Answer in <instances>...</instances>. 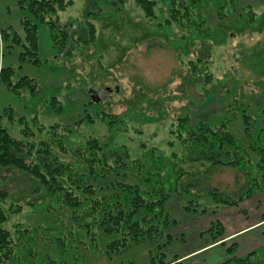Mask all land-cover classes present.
I'll list each match as a JSON object with an SVG mask.
<instances>
[{
    "label": "rangeland",
    "instance_id": "374dc122",
    "mask_svg": "<svg viewBox=\"0 0 264 264\" xmlns=\"http://www.w3.org/2000/svg\"><path fill=\"white\" fill-rule=\"evenodd\" d=\"M65 1L72 4L58 13V20L75 38L59 53L49 24L37 21L16 0H0V73L11 68L14 83L28 77L38 88L11 91L0 79V129L38 150L54 140L58 146L52 151L63 160L73 161L76 147L91 139L125 148L132 160L144 162L150 153L164 156L172 167V188L178 187L165 209L178 224L169 226L167 244L159 239L122 251L110 249L117 237L94 231L95 220L75 218L62 203V193H38L27 173L10 167L0 171L13 199L5 201L12 210L6 226L16 242L7 264H151L152 255L157 262L179 258L176 263L222 264L264 250V191L254 190L238 206H227L217 194L238 200L248 189L246 174L213 166L198 153L188 154L189 160L171 133L244 113L261 119L258 127L264 125V0H207V37L195 28L166 24L169 11L162 2L156 18L149 19L136 0ZM26 22L37 24L36 64L29 62L33 55L22 57ZM15 35L20 41H13ZM190 62L197 63L196 75ZM230 124L244 143L249 141L241 132L240 117ZM180 170L183 178H178ZM218 221L225 235L216 245L224 244L200 250L214 243L215 224L212 233L206 232ZM233 243L238 247L228 253Z\"/></svg>",
    "mask_w": 264,
    "mask_h": 264
},
{
    "label": "trees",
    "instance_id": "16d2710c",
    "mask_svg": "<svg viewBox=\"0 0 264 264\" xmlns=\"http://www.w3.org/2000/svg\"><path fill=\"white\" fill-rule=\"evenodd\" d=\"M16 1L37 21L50 25L52 40L59 53H63L74 43L75 34L69 33L58 20V13L64 11L72 2L65 0ZM117 2L119 3V0ZM117 2L114 1V4ZM160 2L168 6L169 16L165 19L166 24L175 23L182 29L195 28L200 36L207 37L204 31V27L208 24L207 0H136L138 7L149 19L156 18V10ZM224 6L225 4L221 5L222 8ZM88 14L100 16L99 12ZM89 27L94 33V24L90 23ZM24 31L23 46L27 51L22 57L27 53L31 54L34 59H30L29 62L36 64L39 62L37 24L32 25L26 22ZM92 38L94 40V34ZM19 39L16 35L13 37L15 42L20 41ZM190 64L192 72L196 75L197 63L190 62ZM13 75L14 70L11 68H2L0 73L1 81L6 82L9 90L37 91L38 88L33 79L23 77L14 83ZM239 117L243 121L241 132L249 140L245 143L240 135L230 130L232 126L230 123ZM220 118L217 121L200 122L186 129L180 124L179 127L184 131L181 129L178 134L174 131L171 133L172 137L185 148L186 158H190L191 155L188 154L198 153L199 158H206L213 166L239 168L246 174L248 189H245V194L238 200L224 193L217 194L223 197L221 201L227 206H238V201L250 198L254 190L264 191V125L258 127L261 119L257 122V119H250L245 113L238 118L236 116ZM52 146H58V144L54 140H48L42 143L40 150L31 143L28 147L2 128L0 129V171L11 167L27 173L38 193L44 191L51 196L62 193V203L73 210L75 218L82 220L91 218L95 220L91 224L94 231H101L105 238L110 235L117 237V240H111L110 249L122 251L146 242L154 244L159 239H165V244L170 241L172 236L168 234L169 226L177 225L178 221L166 211L165 206L173 196L172 191L177 190L178 187L172 188L175 182L171 174L172 167L164 156L158 157L150 153L144 156V162L132 160L125 148L117 149L108 144L102 146L97 139H91L76 147L72 161L63 160L56 151H52ZM25 147L28 149L24 150ZM61 149L66 152L67 148L63 146ZM24 151L27 155L24 158L20 157V153ZM251 151L258 156V160L253 158ZM242 155H245L246 159ZM254 161L255 165H253ZM185 162L182 161V163ZM181 172L183 173L180 170L178 178H183L184 175ZM4 181L1 178L0 264H7L12 259L16 247L15 233L6 226L9 221L8 212L12 210L11 208L8 210L7 204L5 205V201L11 195L8 194ZM16 196L19 195L16 194ZM186 210H192V208L186 207ZM14 211L15 208H13ZM261 222H264V218ZM213 224L217 234L216 237L213 236L212 244H215L217 240L224 237L225 228L223 223L218 221L212 223L206 233H212ZM86 227L89 226L86 225ZM56 240L63 245L62 238H56ZM237 247V243L231 244L227 247L228 253L234 252ZM156 260L154 255L150 257L151 264H183L176 263L180 260L179 258L171 263ZM222 264H264V250H255L248 253L246 257L234 256Z\"/></svg>",
    "mask_w": 264,
    "mask_h": 264
},
{
    "label": "crops",
    "instance_id": "0c3cea01",
    "mask_svg": "<svg viewBox=\"0 0 264 264\" xmlns=\"http://www.w3.org/2000/svg\"><path fill=\"white\" fill-rule=\"evenodd\" d=\"M261 224H264V222H261ZM240 232H242V231H240ZM237 234H239V233H235V234H232V235H228L227 238L228 239H231V237H233V236H235ZM218 246H220V244L219 245H216V243L215 244H208L207 246L203 247L200 250H204V249H207V248H214V247H218ZM220 247H222V246H220ZM200 250H198V251H200ZM198 251H196V252H198ZM196 252H194V253H196ZM194 253H192V254H194ZM192 254L185 256L184 259L187 258V257H189V256H191Z\"/></svg>",
    "mask_w": 264,
    "mask_h": 264
}]
</instances>
